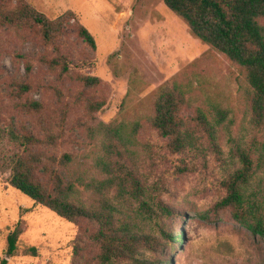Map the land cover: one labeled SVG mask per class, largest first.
<instances>
[{"label":"rangeland","instance_id":"374dc122","mask_svg":"<svg viewBox=\"0 0 264 264\" xmlns=\"http://www.w3.org/2000/svg\"><path fill=\"white\" fill-rule=\"evenodd\" d=\"M25 1L51 20L71 18L68 44L64 48L75 60L72 72L99 76L102 86L93 92L104 91L108 103L95 119L89 117L75 104L76 93L83 87L68 78L60 80L55 71L40 61V57L53 56L54 52L43 45L38 31L0 26V127L25 125L43 134L40 120L45 118L50 124L63 114L54 92L42 86L60 87L64 105H68L62 150L75 154L73 169H79L87 182L92 177H105L96 166L101 153L99 136L90 129L99 122H126L131 127L139 121L141 127L135 134V144L129 146L134 155L122 163L131 168L137 166L150 179L162 175L168 180L171 192L164 196L176 210L169 220L170 228L179 230L183 237L178 247L172 244L164 251L159 250L161 256L169 257L174 264H264V243L260 237L240 226L230 210L214 211L215 203L224 194L219 181L228 173L220 167L216 155L208 156L207 161L196 159L195 172L175 175V165L181 156L166 148V139L149 121L160 89L178 82L185 85L193 98V104L185 107L183 116H194L196 106L220 102L233 110L236 118L233 134L240 135L248 125L250 106L248 90L241 85L237 66L196 38L163 0ZM78 25L94 35L96 50L77 36ZM18 54H25L33 61L34 88L25 97L43 102L44 115L21 109L16 104L19 99L10 93L12 80L25 79V60L18 58ZM2 134L0 160L2 147L11 143L7 134ZM93 134L97 137L92 138ZM219 144L228 151L226 134L220 136ZM10 174L11 169L0 163V264L3 260L7 264H98L99 248L92 238L97 223L88 219L70 221L36 203L11 186ZM77 187L79 197L90 205L94 201L93 190L85 183L77 182ZM207 212L209 218H203ZM16 228L21 229L18 250L10 257L8 237Z\"/></svg>","mask_w":264,"mask_h":264},{"label":"trees","instance_id":"16d2710c","mask_svg":"<svg viewBox=\"0 0 264 264\" xmlns=\"http://www.w3.org/2000/svg\"><path fill=\"white\" fill-rule=\"evenodd\" d=\"M163 1L196 38L226 55L240 70L241 85L248 90L250 118L238 136L233 134V110L220 102L196 106L195 115L186 118L182 112L193 104V98L184 84L175 82L158 92L149 118L151 126L166 139V148L181 156L175 175L195 172L196 159L207 161L208 156L216 155L220 167L228 173L219 181L224 194L215 203L214 211L230 210L240 226L264 243V0ZM70 22L69 16L51 20L25 0H0V26L37 30L43 45L54 52L53 56L40 57V61L60 80L68 78L83 87L76 93L75 104L95 119L106 107L108 96L101 90L93 92L102 86L99 76L72 72L75 60L64 48ZM77 36L97 49L94 35L83 25H78ZM17 57L25 60V79L12 80L10 93L19 99L16 104L21 109L44 115L43 102L25 97L34 88L33 61L25 54ZM42 87L54 92L62 105L63 117L50 124L41 119L43 134L25 125L0 127L2 135L7 134L11 142L2 147L0 160L11 169V186L70 221L96 222L98 228L92 238L99 248L98 264H174L159 253L167 245L178 247L183 241L180 231L171 230L169 224L176 215L175 207L164 196L171 192L170 183L162 175L150 179L137 166L131 168L122 163L134 155L129 146L135 144L140 122L131 127L126 122H99L90 129L99 136L92 135L101 147L96 166L105 177H92L85 182L82 172L73 169L75 154L62 150L68 113L64 92L52 84ZM223 133L228 137V151L219 144ZM77 182L93 190L94 201L90 205L79 197ZM208 212L202 217L209 218ZM20 234L19 228L9 234L10 257L18 250ZM32 250L37 253V248ZM1 264H7V260Z\"/></svg>","mask_w":264,"mask_h":264}]
</instances>
